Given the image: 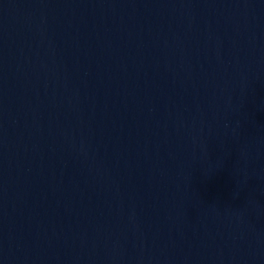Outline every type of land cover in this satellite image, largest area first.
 Segmentation results:
<instances>
[{
  "label": "water",
  "instance_id": "obj_1",
  "mask_svg": "<svg viewBox=\"0 0 264 264\" xmlns=\"http://www.w3.org/2000/svg\"><path fill=\"white\" fill-rule=\"evenodd\" d=\"M0 264H264V0H0Z\"/></svg>",
  "mask_w": 264,
  "mask_h": 264
}]
</instances>
